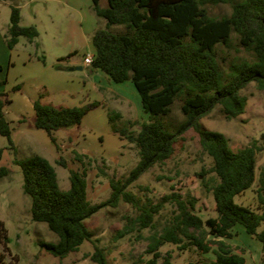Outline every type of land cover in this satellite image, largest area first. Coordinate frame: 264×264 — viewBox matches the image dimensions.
<instances>
[{
	"label": "trees",
	"instance_id": "1",
	"mask_svg": "<svg viewBox=\"0 0 264 264\" xmlns=\"http://www.w3.org/2000/svg\"><path fill=\"white\" fill-rule=\"evenodd\" d=\"M221 4L230 5L229 15L218 17L210 12V8ZM92 8L98 18L106 21L107 28L97 29L92 36L95 53L90 68L104 72L116 83L131 81L148 120L143 123L128 120L123 127H113L114 133L136 147L139 161L127 178L109 179L110 197L101 204H92L88 198L86 168L71 171L70 187L64 190L55 166L47 157L32 154L15 159L23 174V192L31 199L32 220L46 223L58 238L57 242H40L41 247L59 258L78 251L94 236L85 221L104 206L126 203L138 211L131 220L133 224L139 229L154 230L148 237L147 253L152 255L148 264L157 263L165 244L175 245L179 250H193L201 256L214 255L212 259L188 264H246L245 257L226 242L234 236L237 225L262 243L259 264H264V229L258 231L264 222V172L257 207L235 201L254 185L257 154L262 148L254 143L233 150L225 134L207 130L201 123L216 107L228 120L244 114L248 98L240 95V91L252 82L264 89V0H92ZM20 22V8L11 7L4 34L10 50L21 37L35 43L39 36L35 26H22ZM111 26H121L124 31L112 32ZM234 35L251 56L232 61L224 69L222 62L226 58H220L217 49L218 46L229 48ZM38 59L45 63L43 56ZM4 84L6 80L0 81V86ZM18 90L19 86L13 88ZM43 98L44 93H40L33 102L32 127L45 131L58 150L55 132L81 125L85 115L99 105L93 102L85 106H55L43 102ZM176 100L185 119L173 126L167 119ZM10 103V98L0 91V135L8 140L10 149L16 150L13 128L4 112ZM109 116L110 120L121 117L110 112ZM137 125L139 128L134 129ZM189 129L198 134L203 152L212 159L213 176L209 178L207 191L213 196L216 215L207 219L196 213L197 200L190 195L170 193L154 203L149 198L142 202L129 190L152 167L172 157L177 140ZM3 152L0 148V161ZM85 157L76 153L82 167ZM57 163L65 165L62 157ZM101 173L105 174L102 170ZM207 174L203 172L201 176ZM167 205H173L175 210L157 230L156 217ZM127 232V229L122 231L120 237ZM8 241L7 230L0 221V244L12 257L6 261V255L0 253V264H19V258L10 253ZM92 260L107 264L98 247ZM163 264L172 263L166 258Z\"/></svg>",
	"mask_w": 264,
	"mask_h": 264
},
{
	"label": "rangeland",
	"instance_id": "2",
	"mask_svg": "<svg viewBox=\"0 0 264 264\" xmlns=\"http://www.w3.org/2000/svg\"><path fill=\"white\" fill-rule=\"evenodd\" d=\"M77 1L76 8L69 6L67 2L59 4L55 0L32 2L31 0H0L1 31L6 33L11 7L18 6L23 16L20 25H33L39 32V36L35 39L36 45L29 44L24 37L20 38L21 45L25 43L27 46L29 59L33 60L32 63L23 66L22 57H15L14 61L17 65L10 72L9 82L12 85H20L21 91H12V93H19L17 98H25L35 92L37 99L40 93H44L42 101L50 103H53L57 97L61 100L62 96H66L65 103L70 106L71 104L85 106L93 102L103 104L102 107L99 104L92 108L83 118L81 125L73 129L57 131L59 150L49 139L46 141L48 145L54 146L52 150L44 147L38 149V144L35 149L33 140L17 137L15 139L18 146L13 150L9 148L8 140L0 135V148L4 151L0 161V221L7 230L10 253L19 258V264H96L92 260L96 247L102 250L107 264H148L152 259V255L147 253L148 237L154 230L139 229L133 224L131 220L136 217L138 211L126 203H120L116 207L104 206L86 220V226L94 234L93 240L84 242L78 251L64 258L50 254L41 247L40 242H57L58 238L46 223L32 220L31 199L23 192L22 170L15 164V159H24L32 154L47 157L55 166L60 187L64 190L70 187V172L86 168L88 198L92 204H101L110 197L109 179L113 176L127 178L139 161L136 147L114 133L113 127H123L128 120L147 122L148 115L143 111L140 95L131 81L116 83L111 78L101 79L95 75L90 66L81 64L83 54L92 51L93 34L90 32V25H96V29H106L107 26L105 20L95 15L93 8L89 9L91 0ZM85 4L87 6H84ZM210 12L221 17L229 15L231 7L221 4L210 8ZM90 17L94 22L90 21ZM109 30L124 31L121 26H111ZM217 52L220 58H226L225 62L221 61L224 69L232 61L250 59L251 56L239 45L235 35L231 39L229 48L218 46ZM71 54L74 55L69 57ZM31 56H43L46 63L41 62L38 69L36 64H33L36 60ZM63 58L64 60H60ZM59 62L62 70L58 71L60 77L56 79L51 74L57 72ZM75 62L79 64L75 65ZM77 66H83V69L70 70ZM4 77H8L6 72ZM95 82H100L104 87L99 91L100 94L93 89ZM240 95L248 98L244 114L228 120L220 108L216 107L201 120V123L207 130L225 134L233 150L254 143L262 148L257 154L254 185L235 198L238 204L256 208L261 173L264 172V89H260L252 82L240 91ZM15 111L13 107L9 110L11 115H14ZM109 112L118 113L120 119L110 120ZM25 116L27 127L34 131L38 130L37 133H43L44 139H47L45 131L32 127L33 115L25 114ZM184 119L180 111V102L176 100L167 121L177 126ZM138 128L139 125L134 129ZM38 140L42 144L40 137ZM76 153L86 155L83 167L77 160ZM61 157L65 161L64 166L57 163ZM211 167L212 159L203 152L198 134L193 129H189L177 140L172 157L163 164L152 167L135 181L129 190L142 202H146L149 198L154 203L170 193L181 194L184 197L190 195L197 200L196 213L207 219L216 215L213 196L207 191L209 178L213 176L210 173ZM101 170L105 174H102ZM203 172L208 174L201 176ZM173 210H175L173 205H167L156 217L157 230L161 229ZM125 229L128 230L127 234L120 237V233ZM263 229L264 222L258 231ZM226 242L235 252L245 256L248 264L252 263V259L260 261L263 254L262 243L247 234L241 225L234 228V236ZM161 252L162 257L156 264H163L166 258L172 264H188L189 261L214 258L212 253L201 256L193 250H179L172 244L162 246ZM0 253L6 255V261L11 260V255L4 252L1 244Z\"/></svg>",
	"mask_w": 264,
	"mask_h": 264
},
{
	"label": "crops",
	"instance_id": "3",
	"mask_svg": "<svg viewBox=\"0 0 264 264\" xmlns=\"http://www.w3.org/2000/svg\"><path fill=\"white\" fill-rule=\"evenodd\" d=\"M32 1L33 0H31V2ZM44 1H47V0H44ZM55 1H57L59 4H63L65 2H67L69 6H72V7L75 6L76 8L78 6L77 5V3H78L77 0H55ZM84 6H87V4H85ZM88 6H89V9L92 10V0H91V3ZM33 13H35V11ZM22 19H23V16L21 15V20ZM90 19H91V17H90ZM90 21L94 22L93 19H91ZM8 26L9 25H7V29H8ZM95 26L96 25H94V26L90 25V32L92 34H94V32L97 30L95 28ZM2 31L0 29V81L6 80V83H8V85L4 84V85L0 86V91L5 93L7 95V97H9L10 100H11V103L6 106L4 112H5V116L8 119V121L11 122V127L13 128L12 139L15 140L16 147L18 146V143H17L15 137H17V138H26V139L29 138V139L33 140L34 147L38 144V146H39V147L37 146L38 149H40L41 147L51 149L54 146L48 145V142L46 140H48V139L50 140V137L48 136L47 133H46L47 134V139H44L43 133H41V132L37 133V132H39L38 130H36V131L32 130L31 128L27 127V122L26 121L21 122V120H20L21 118H26L25 114H28L29 116L34 115L33 102L37 99L36 98L37 97L36 94H34L35 92H32L33 95H30L28 97L17 98V95L19 93H17V92L16 93H12V91H13L14 87H16V86L21 87V86L20 85H12L9 82L10 72L17 65V63L14 61L15 57H22V65L23 66H27L29 63H32L31 61L33 59L32 60L29 59L30 58V53L27 51V46L25 45V43H23L21 45V41L20 40H19V43L16 45V47L13 50H10L7 47L6 42L4 40V34L5 33H4V31L3 32ZM29 44L36 45V43H30V42H29ZM94 53H95V49H94V46L92 45V51L83 54L82 63L81 64L83 66H86V67L90 66V65L84 63V58H85V56L87 54L93 57ZM32 58H34V60H36L35 63H33V64H36L35 66L39 69V65L42 64L41 63L42 61L39 60L38 57H36V56L32 57ZM45 63H46V59H45ZM78 64L79 63L75 62V65H78ZM83 66H81L82 69H83ZM43 68L45 69V67H43ZM61 70H62L61 69V63L59 62L57 64V72H55V73L53 72L51 75L54 78L58 79L60 77V72H58V71H61ZM5 72H6V76H8V77H4V73ZM94 72H95V75H97L101 79L104 78V79L108 80V78H110L107 74H105L104 72H102L100 70H95ZM103 88L104 87L102 86V84L100 82H97V83L95 82L93 84V89H94V91H97L98 94H100L99 91L101 89H103ZM65 99H66V96H62L61 100H59V97H57V99L55 101L52 100L53 103L52 102L51 103L53 105H55V106L74 107L73 106L74 104H71V106H70L69 104L65 103V101H66ZM98 103L100 104L101 107L103 106V104L101 102H98ZM128 104H129L128 107H130V103H128ZM12 107L16 110L14 112V115H11L10 112H9V110ZM26 109H28V111ZM31 111H33V113H31ZM56 133L57 132H55V134H54L55 137H56ZM39 137L42 139V144L38 140ZM37 148L35 147V149H37ZM245 260H246V258H245ZM251 262H252L251 264H259V261L257 259H252ZM246 264H248L247 260H246Z\"/></svg>",
	"mask_w": 264,
	"mask_h": 264
},
{
	"label": "built area",
	"instance_id": "4",
	"mask_svg": "<svg viewBox=\"0 0 264 264\" xmlns=\"http://www.w3.org/2000/svg\"><path fill=\"white\" fill-rule=\"evenodd\" d=\"M93 57L90 55H86L84 58V63L90 65L92 63Z\"/></svg>",
	"mask_w": 264,
	"mask_h": 264
},
{
	"label": "water",
	"instance_id": "5",
	"mask_svg": "<svg viewBox=\"0 0 264 264\" xmlns=\"http://www.w3.org/2000/svg\"><path fill=\"white\" fill-rule=\"evenodd\" d=\"M70 70H82V67L81 66L72 67Z\"/></svg>",
	"mask_w": 264,
	"mask_h": 264
}]
</instances>
